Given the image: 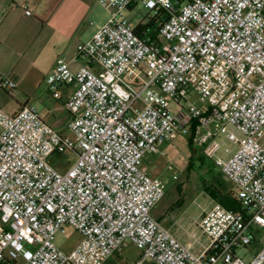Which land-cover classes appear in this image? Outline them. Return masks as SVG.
<instances>
[{"label": "built area", "instance_id": "obj_1", "mask_svg": "<svg viewBox=\"0 0 264 264\" xmlns=\"http://www.w3.org/2000/svg\"><path fill=\"white\" fill-rule=\"evenodd\" d=\"M99 3L108 20L45 78L55 99L58 87L70 88L67 133L32 105L0 109V264H101L127 242L140 251L132 264H264V239L249 260L236 255L264 229V0ZM137 5L143 23L159 21L157 40L139 37L127 19ZM79 58L86 63L73 70ZM16 89L0 75V90ZM190 93L204 109L182 107ZM192 122V146L241 206L202 213L196 227L208 243L198 253L196 236L185 245L151 215L164 183L141 167ZM63 153L76 158L61 172ZM68 227L80 239L64 251L55 237Z\"/></svg>", "mask_w": 264, "mask_h": 264}, {"label": "rangeland", "instance_id": "obj_2", "mask_svg": "<svg viewBox=\"0 0 264 264\" xmlns=\"http://www.w3.org/2000/svg\"><path fill=\"white\" fill-rule=\"evenodd\" d=\"M77 2H84L85 6L79 7V17L69 36L62 38L61 46L56 54L58 55L57 59H65L67 54L75 53L76 46L85 44L95 32L96 27L103 25L109 18L107 10L99 3V0H77ZM146 14L147 12L140 5H137L132 11L126 13V17L135 27L144 21ZM3 69L0 67V75L8 76ZM30 75L33 76L34 73L28 72L27 76ZM31 82L26 81L24 88H17L12 95L0 90V109L10 113L18 107V102L21 103L30 98L29 104L33 105L39 112L44 111L46 105L53 104L58 106L60 116H67L60 102L55 100L51 92L46 89L45 80L39 88H35V83ZM64 89L65 87L60 86L57 91L61 94ZM31 93L33 94L31 95ZM37 96L41 97V100H36ZM182 107L184 109L190 107L204 109L205 105L198 100L196 95L190 93L186 97V102L182 103ZM168 108L174 114L180 112V108L172 101H169ZM169 144L166 157L161 156L158 162V166L162 170L160 180L164 183V194L152 209L151 215L156 220L161 221L162 225L170 227L173 231L177 230L183 233L188 243L192 242L191 235L196 236L198 242L191 246V251L198 253L200 244H207L208 242L204 236L200 235L196 224L199 222L202 213L214 204L213 189L217 188V192L227 193L232 192V187L211 161L206 159L201 161L198 155L190 159L187 137L175 135ZM75 158V154L72 153L59 155L58 160L63 164L59 171L63 172L67 169L75 161ZM254 235L256 241L249 246L238 248L236 250L237 256L249 260L260 249L264 239V229L255 230ZM79 239V234L68 227L64 229L63 233L56 235L55 243L62 250L69 251ZM139 255L140 251L127 242L117 253L101 264H132ZM144 264L152 263L147 261Z\"/></svg>", "mask_w": 264, "mask_h": 264}, {"label": "crops", "instance_id": "obj_3", "mask_svg": "<svg viewBox=\"0 0 264 264\" xmlns=\"http://www.w3.org/2000/svg\"><path fill=\"white\" fill-rule=\"evenodd\" d=\"M84 6V2L78 3L77 0H0V67H3L7 75L16 81L17 88H24L28 80L29 83L33 80L31 83H35V88L41 86L46 76L54 68L62 38L69 36L79 17V7ZM25 8L30 11V16L24 14ZM84 10L86 12V7ZM100 26L96 27L95 32ZM74 54H67L65 59L71 61ZM85 63L84 59L79 58L76 62L71 63V68L76 70ZM28 72L34 73V75L28 77ZM69 89V87H65L64 91L59 94V98H54L60 102L67 116H60L58 106L53 104L46 105L42 112L38 111L46 124L62 134L65 133L70 118L64 107ZM40 98L37 96L36 100L39 101ZM29 102L30 98L21 103L18 102V107L10 113L30 105ZM194 126L195 123L192 122L190 132L184 136L187 137L188 142L191 141L194 134ZM170 140L164 142L157 153L144 157L141 167L149 176L161 179L162 170L159 168L158 162L161 156L166 157ZM196 151L202 156L199 150L196 149ZM214 203L218 202L214 201ZM157 221L159 220L157 219ZM159 222L161 223V221ZM164 227L181 243L190 245L185 240L183 233L177 230L173 231L167 226Z\"/></svg>", "mask_w": 264, "mask_h": 264}, {"label": "trees", "instance_id": "obj_4", "mask_svg": "<svg viewBox=\"0 0 264 264\" xmlns=\"http://www.w3.org/2000/svg\"><path fill=\"white\" fill-rule=\"evenodd\" d=\"M158 23L159 21L156 18H152L144 23L140 22L138 25H136L134 31L141 38L157 40ZM188 146L190 150V159L198 155L201 161L204 160V158L197 153L196 149L192 147L191 141L188 142ZM212 196L214 201L218 202L224 208L235 211L240 210L241 207L240 203L234 197L233 191L232 192L229 191L227 193H220L217 192V188H214L212 192Z\"/></svg>", "mask_w": 264, "mask_h": 264}]
</instances>
